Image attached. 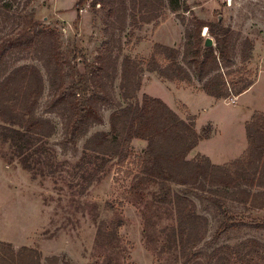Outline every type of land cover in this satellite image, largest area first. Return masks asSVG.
<instances>
[{
    "label": "trees",
    "instance_id": "trees-1",
    "mask_svg": "<svg viewBox=\"0 0 264 264\" xmlns=\"http://www.w3.org/2000/svg\"><path fill=\"white\" fill-rule=\"evenodd\" d=\"M87 0H77L79 11ZM90 6L106 11L107 30L111 36L102 45L95 59L81 61L82 70L68 85L65 80L64 61L59 39L53 30L38 27L33 15L23 17L16 26V33L0 39V157L8 164L17 162L33 173L50 149V139L56 133L54 122L38 115L40 101L45 91V81L50 99L43 108L44 114H55L61 120L62 134L59 147L62 153L76 154L78 142L85 138L82 153L89 164L100 169L109 161L122 167L131 154L134 140L146 146L138 156V170L132 188L157 187L152 195L154 210L144 215L145 236L155 242L157 237L150 231L152 217L161 208L171 207L175 215V226L165 237L162 248L177 251L179 264L197 261L195 251L207 233L208 220L196 213V205L184 194L172 191V185L189 190L210 192L208 198L222 215L212 242L229 229L247 227L264 230V219L244 222L233 219L235 215L227 208L225 199L244 206L249 211H264V113L254 112L245 123L247 148L244 154L229 164L214 165L202 155L187 159L188 154L200 141L207 140L211 128L204 134L195 130V118L181 119L162 100L149 95L138 98L141 77L144 73L155 74L168 82L201 84V90L215 100H224L231 95L228 79L233 73L237 43H240L239 58L248 62L253 49L248 39L221 24L206 23L192 18L187 22L181 15L189 10L185 0H91ZM167 7L180 19L184 29L182 52L179 49L153 44L147 59L122 57L121 35L129 27H141L154 22ZM206 28L214 38V47L204 48L201 30ZM31 53L40 62L43 72L35 65H17L14 54ZM119 81L121 102L113 94L115 81ZM252 83L242 84L234 90L235 97L246 92ZM103 109H112L108 118V132L90 130L103 124ZM83 159V158H82ZM93 179L90 177L89 185ZM89 187V186H87ZM86 190H82L85 192ZM122 220L111 222L108 228L103 223L96 233L100 249L109 251L117 242V230ZM259 245L245 242L213 251L215 260L230 263L233 253L241 258L240 247H244V260L250 261L258 255ZM63 258V257H62ZM106 264H112L110 256ZM63 259L51 256L43 258L36 250L0 243V264H59ZM67 262H65L66 264Z\"/></svg>",
    "mask_w": 264,
    "mask_h": 264
},
{
    "label": "rangeland",
    "instance_id": "rangeland-1",
    "mask_svg": "<svg viewBox=\"0 0 264 264\" xmlns=\"http://www.w3.org/2000/svg\"><path fill=\"white\" fill-rule=\"evenodd\" d=\"M185 1L189 7L187 12L181 14L185 22L196 18L206 23H219L238 33L240 41L250 40L253 46L250 59L242 64L239 58L240 43H237L235 65L232 68L234 71L228 79L230 86H235L230 87L232 93L228 98L218 100L220 102L214 106V101L207 96L204 99L186 96L187 100L193 101V110H203L196 124L194 123L196 132L202 135L206 132L205 128L210 126L212 133L211 124L220 130V135L214 141L202 143L199 149L212 156L214 161H219L224 157H231L232 150L239 146L240 142L236 140L244 132H241V126L249 113L258 109L262 113L264 110V0ZM76 2L77 0H0V39L12 35L17 30L16 26L23 23V17L32 14L38 27L53 30L58 36L64 61V76L66 83L70 85L76 78L77 70H82L81 61L92 62L101 51L103 43L111 36V31L106 28L108 18L105 10L98 6L92 9L91 0H87L77 11ZM157 21L156 29H153L154 22L127 28L121 35V56L145 60L155 43L182 52L185 27L176 14L165 7ZM201 37L203 40L209 37L214 44V38L206 28L201 30ZM10 60H18L17 65H35L43 72L40 62L31 53L14 54ZM256 81L257 85L249 93L240 96L237 102V97L232 95L235 94L234 90L245 83L253 85ZM167 82L155 74L144 73L138 98L146 94L167 100V91L168 96L176 101L180 117L187 119L191 115L182 101L177 99V92L184 89L183 85L189 87L190 92H203L201 84L197 81L192 85ZM118 85L117 80L113 86V94L121 102ZM45 86L37 113L50 118L56 126L46 157L33 173L24 170L17 162L8 164L0 157V243L11 245L15 251L21 247L36 249L43 258L59 257L63 259L59 264H106L107 256L112 259V264H179L174 248H162L167 233L176 222L171 207L161 208L158 215L152 217L150 231L158 240L148 241L145 236L143 214L146 216L154 210L152 195L157 187L140 189L137 193L132 188L138 170L137 158L142 154L145 142H132V152L122 167L117 166L115 160L103 164L100 169H97V165L89 164L82 153L85 138L78 142L76 154L72 151L62 153L59 147L61 120L55 114L43 113L44 105L50 99L47 81ZM232 100L235 104L231 103ZM112 111L103 109V124L93 127L89 134L108 132V118ZM210 142L221 144L213 145ZM193 153L194 150L188 154L187 159H192ZM217 156L219 157L215 159ZM240 157H235L226 164ZM90 177L93 181L89 185ZM171 188L173 192L182 193L191 200L196 205V213L208 220L204 240L195 250L198 253L197 261L192 264H221V261L215 260L213 251L219 249L220 256L225 252L223 247L243 242L249 247L251 242H256L259 245L258 255L250 261L244 260V247H240L241 258H236L233 253L234 257L227 264H264V230L232 228L221 235L217 242H212L222 221L219 210L208 199L215 194L196 190L185 193L184 187L175 185ZM83 189L86 191L82 192ZM224 199L227 208L235 214L233 219L244 222L264 219V211H249L229 197ZM117 219L122 220V226L117 230L114 248L109 251L100 249L96 243L99 225L103 223L109 228L111 222Z\"/></svg>",
    "mask_w": 264,
    "mask_h": 264
},
{
    "label": "crops",
    "instance_id": "crops-1",
    "mask_svg": "<svg viewBox=\"0 0 264 264\" xmlns=\"http://www.w3.org/2000/svg\"><path fill=\"white\" fill-rule=\"evenodd\" d=\"M167 83H169V82H167ZM257 85V81L246 91V92H244V93H242L241 95H239L236 99V101L238 102V99H239V97L240 96H243V95H245V94H247V92L249 93L255 86ZM163 87V86H162ZM183 88L184 89H182V90H178V92H177V94H178V97H177V99L180 101H182V104H183V106H184V108L188 111V113L191 115V116H194L195 117V124H196V122H197V118H198V116H200V112H202L203 110H201V111H199V110H197V111H195L196 109H194L193 110V105H192V103H193V101H191V100H187L186 99V96L187 97H192V98H198V99H204V96H207L205 93H203V92H200V91H195V92H190V88L189 87H185L184 85H183ZM189 89V90H188ZM166 94H167V100H162L173 112H175L179 117H180V113H179V111L176 109V101L171 97V96H168V93H167V91H166ZM207 97H209V96H207ZM209 98H211L214 102V106L216 105V103H219L220 101H218V100H215L214 98H212V97H209ZM194 104V103H193ZM214 106H212V107H214ZM254 111H259L260 112V110L258 109V110H254ZM254 111H252V112H250L249 113V115L246 117V119L243 121V124H242V128H243V130L241 129V132H243V133H241V134H239V139L238 140H236V142H240V144H239V146H237L234 150H232V155H231V157H224V158H222V159H220L219 161H214V159H212V156H208V155H206V154H204V153H202L199 149H200V145L202 144V143H204V142H209V141H214L215 139H216V137H217V135H220V130H218V129H216V126L215 125H213V124H211V122H208V124H211L212 126H213V128H212V133H211V135H210V137L207 139V140H203V141H200L199 142V144L197 145V147H196V149H194V153L192 154V157H194L195 155H198V154H200V155H202V156H205V157H207L212 163H214V164H216V165H222V164H226V163H228V162H230V161H232V160H234V158L235 157H240L242 154H243V152L246 150V148H247V140H246V135H245V141H244V133H245V129H244V125H245V123L246 122H248L249 121V119H250V117H251V114H253V112ZM264 112V110H262V113ZM181 118V117H180ZM181 119H183V118H181ZM183 120H185V119H183ZM210 143H213V145H215V144H217V143H219V144H221V142H210ZM215 153H218V152H215ZM191 157V158H192ZM219 156H217V157H214L215 159L216 158H218Z\"/></svg>",
    "mask_w": 264,
    "mask_h": 264
},
{
    "label": "water",
    "instance_id": "water-1",
    "mask_svg": "<svg viewBox=\"0 0 264 264\" xmlns=\"http://www.w3.org/2000/svg\"><path fill=\"white\" fill-rule=\"evenodd\" d=\"M203 47L204 48H212V47H214L212 39H210L209 37H206L204 39Z\"/></svg>",
    "mask_w": 264,
    "mask_h": 264
},
{
    "label": "built area",
    "instance_id": "built-area-1",
    "mask_svg": "<svg viewBox=\"0 0 264 264\" xmlns=\"http://www.w3.org/2000/svg\"><path fill=\"white\" fill-rule=\"evenodd\" d=\"M234 102H235L234 100L231 101L232 104H235Z\"/></svg>",
    "mask_w": 264,
    "mask_h": 264
}]
</instances>
